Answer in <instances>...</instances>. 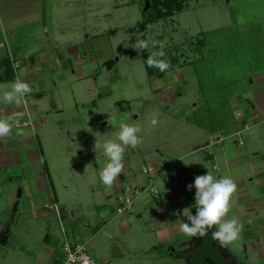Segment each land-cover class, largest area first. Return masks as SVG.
I'll return each mask as SVG.
<instances>
[{
  "label": "rangeland",
  "instance_id": "obj_1",
  "mask_svg": "<svg viewBox=\"0 0 264 264\" xmlns=\"http://www.w3.org/2000/svg\"><path fill=\"white\" fill-rule=\"evenodd\" d=\"M15 1L0 0L7 23ZM159 1L153 7L150 0H29L17 13L26 20L21 28L5 26L4 39L0 31V51L9 46L21 80L30 65L25 53L36 51L49 61L37 78L48 77L43 86L53 83L11 105L28 111L19 136L32 143L21 150L20 160L13 147L9 164L0 168V234L9 229L0 264H50L44 246L59 250L64 232L70 242L87 244L94 264H158L176 245L161 241L159 225L166 224L167 213L178 216L173 210L180 205L195 210V189L187 186L196 176L210 171L222 178L234 171L225 155H248L264 172V124L237 137L225 129L229 114L238 116L234 95L247 94L264 73V0H180V10L173 7L170 14L166 0ZM138 39L165 43L163 59L172 75L155 67L149 74L147 58L159 48L150 43L135 50ZM74 47L77 57L70 53ZM3 68L0 64L2 77ZM35 95L43 97L36 101ZM241 98V107L256 106L253 97ZM154 116L158 124L149 127ZM120 119L141 128L142 143L126 149L118 177L124 180L109 188L99 178L106 157L94 144L116 139ZM39 188L45 197L37 196ZM127 197L134 199L133 211L118 214ZM235 211L229 215L239 216L248 231L229 247L242 258L245 241L259 235L250 221L264 224V207L257 210L259 218L257 212ZM247 256L250 264L261 261L258 251Z\"/></svg>",
  "mask_w": 264,
  "mask_h": 264
},
{
  "label": "clouds",
  "instance_id": "obj_2",
  "mask_svg": "<svg viewBox=\"0 0 264 264\" xmlns=\"http://www.w3.org/2000/svg\"><path fill=\"white\" fill-rule=\"evenodd\" d=\"M153 48H159V51H152L147 58L149 67L158 68L162 73H168L171 67L170 62L163 57L165 43L136 40L132 45L133 49H147L149 44ZM32 91L30 84L16 78L8 86L7 90L2 91L3 102L7 104H20L23 97ZM22 114L14 113L7 116L0 115V139L9 137L15 129L16 135H23ZM149 127H155L158 119L155 116L148 121ZM141 128L133 123L127 122L125 119L119 120V131L116 139H108L103 144L96 140L94 151L102 150L106 157V162L100 170L99 178L101 182L112 187L116 179L123 172L125 167L126 149H135L142 143V139L138 136ZM188 190L195 189V214L192 208H185L182 214L185 217L183 222L179 223V230L191 237H203L207 235L209 229H214L212 239L219 242L222 247L235 242L242 230L235 217L228 218L231 211L232 199L237 191L236 182L229 176L216 178L210 171L206 174L198 175L194 179V183L187 186Z\"/></svg>",
  "mask_w": 264,
  "mask_h": 264
},
{
  "label": "crops",
  "instance_id": "obj_3",
  "mask_svg": "<svg viewBox=\"0 0 264 264\" xmlns=\"http://www.w3.org/2000/svg\"><path fill=\"white\" fill-rule=\"evenodd\" d=\"M23 1H27V2L23 3ZM28 1L29 0H16L13 3L16 7L12 8V12H8L7 17H10V20L8 21V23L2 19L3 18L2 16H0V31H2L1 32L2 37L1 36L0 37L2 39L5 38V31H6L5 26L10 24L11 27L17 28L15 31H18L21 28L20 26L23 25L24 21H26V20L20 19L21 17H18L17 13H20L21 8L25 7V4H29ZM31 1L33 2L34 0H31ZM20 20H22V21H20ZM28 21L30 23L37 22L38 17L35 20H28ZM15 31L12 33L11 37L14 36V38H16V36L18 35V32L15 33ZM37 32L38 31H36V34H37ZM33 35H34V33H33ZM5 41H6V39H5ZM4 47L5 46H2V49H5ZM6 49H7V52L5 50L0 51V64H1V66L4 67L3 68V71H4L3 77L0 75V79H1L0 93H2V91H4V90H7L8 86L11 84L12 81H14V79L19 78L17 71L14 70V63L19 64V61L15 60V56H14L13 52L11 51V49L9 48L8 45H6ZM19 52H20V50H18L17 53L19 54ZM78 52H79V50L75 47L70 49V53L73 56H76V57L79 56ZM5 55L7 57H9L8 59H9L10 65H12L13 74H15V72H16V74L14 75L12 80L6 79V74H5L6 62L4 60L7 57ZM25 55H26V57L24 56L25 60H26V62L28 61L30 65H28L29 67H27V74L25 76L26 78L23 81L28 82L30 84V87L32 89V93L36 94V93L43 91L44 89H48L50 87L52 88L53 83L51 80H49L48 83L45 84L44 86L42 85L43 80L45 78H48L47 76H45L44 78L42 77V79L40 78L41 80H39L40 76L37 78V76L39 74L45 73L43 71L41 73L39 72V70L41 69L43 64L49 63L48 60L43 59L45 54H39V52L35 51L32 53L26 52ZM37 59L39 62L37 61ZM62 59H63L62 55H59V60L62 61ZM246 95L253 97V99H255L256 106H254L253 109L241 107V106L245 105V101L242 100L241 96H246ZM35 96H36V101H37V99H39L38 101H40V99L43 97L42 95H35ZM11 105L12 104H7V103L3 102L2 96H0V115L7 116L9 114L20 113V114H22V117L29 116L28 111L26 109H15V108H12ZM232 105L235 109L234 112L237 111L236 114H238V116H236L233 113H232V115L229 114V119H232L231 125H229V127H225V129L230 130V132H231L229 134L230 136L237 137V136H240L243 132L250 130L252 127L262 126V124H264V73L257 75V77L255 78V84L253 86V89L251 91H249L247 94L246 93L242 94V95L240 93L235 94L233 99H232ZM239 106L242 108L244 113ZM35 108L36 109L39 108V102L37 104V107H35ZM251 111H255L256 114L254 115V113H252ZM241 113H243V114L240 115ZM256 116L261 117V118H259V119L255 118ZM21 124H22V127L26 126V122H24V121H22ZM38 126H40V125L35 124L34 127L36 128ZM15 131L16 130L13 129V134L11 136L0 139V157H2V159L0 160V168L4 167V165L9 164L10 156L12 157L11 150L13 149V147H16V149L18 148L17 151H15V156H19V158L17 160H20V155L23 154V153H21V150L23 151L24 147H28V145L30 143H32L30 140L21 139L20 138L21 135L20 136L16 135ZM222 139L223 138L220 137L218 141L220 142ZM240 144L243 145V142L241 141ZM40 151L42 153V149H40ZM253 153H255L254 156L260 155V153L256 152V151H254ZM225 157H226L227 166H229V169L230 170L235 169L231 173L227 172V176L231 177L237 184V191H236V193L232 199V206H231L232 208H231L230 212H234V214H235L236 213L235 209H237V210H239V214L243 215V214L247 213L248 209L251 208V204L249 201V195H248L249 194V189H248L249 181H250V179H253V181H256V182H258V181L264 182V172L261 171V169L260 170L258 169L260 161H258V162L252 161L248 155H241V156L235 155L233 157L232 156L229 157V155L228 156L225 155ZM44 163H46V162H44ZM45 165H46V168L44 166V170L47 171V173H49L48 172L49 168L47 166V163ZM251 165H254L253 168L251 167ZM183 173H184V170H183ZM47 176H48V179L50 181H52L51 176L49 174H47ZM116 183H117V185H120L121 178H119V179L117 178ZM51 188H52V190H54L53 183L51 185ZM36 193H38L37 194L38 197H41V198L45 197V192H43L41 188L37 189ZM53 193L55 194V190L53 191ZM38 197H37V199H38ZM228 216H229V218L235 217L237 219V221L239 222V224H241L239 216H233V215H228ZM163 233L166 234V233H168V231L164 230L161 233H159L161 240L163 239V236H164ZM44 250L46 252H48L50 257L52 258L57 249L53 250V248L51 246L45 245Z\"/></svg>",
  "mask_w": 264,
  "mask_h": 264
},
{
  "label": "flooded vegetation",
  "instance_id": "obj_4",
  "mask_svg": "<svg viewBox=\"0 0 264 264\" xmlns=\"http://www.w3.org/2000/svg\"><path fill=\"white\" fill-rule=\"evenodd\" d=\"M259 165H263L261 162ZM260 166L258 167V169ZM184 176H186V171H184ZM264 182H255L253 179H250L248 188L254 189L253 192H249V201L251 208L248 209L247 213L257 212L259 208L264 207V200L262 198V190L264 186L260 185ZM257 187V188H256ZM187 208L185 205H180L179 209H174L177 211L178 216L171 217L168 213L165 215V222L163 226L159 225L160 233L164 230H167L168 233H163V239L161 240L164 243H175V246L169 247L168 250V259H163V262L158 261V264H250L247 253L249 251H258L259 258L261 261L259 264H264V224L259 223L258 220H251L249 227L254 228L256 231L254 234H263V236H255L245 241L244 253L245 256L240 258L235 255L229 245L222 247L218 241L212 239V232L214 229H209L207 235L203 237H191L183 234L179 230V223L185 220V217L182 214V210ZM232 208V207H231ZM195 214V210H192ZM259 212L255 213L258 215ZM259 218V215H258ZM262 219L264 215L262 214ZM174 220V221H173ZM248 228V227H247ZM241 235H245L246 239V230H241ZM244 231V233H243ZM157 248V247H156ZM155 249V247H153Z\"/></svg>",
  "mask_w": 264,
  "mask_h": 264
},
{
  "label": "built area",
  "instance_id": "obj_5",
  "mask_svg": "<svg viewBox=\"0 0 264 264\" xmlns=\"http://www.w3.org/2000/svg\"><path fill=\"white\" fill-rule=\"evenodd\" d=\"M14 69H18V63H14ZM165 181L169 182V179L166 178ZM133 201L132 197H127L118 210V214H122L126 210L133 211ZM55 208L58 211L56 206ZM64 234L65 239L61 248L55 251L50 264H94L88 253L87 244L80 241L70 242L65 232Z\"/></svg>",
  "mask_w": 264,
  "mask_h": 264
},
{
  "label": "trees",
  "instance_id": "obj_6",
  "mask_svg": "<svg viewBox=\"0 0 264 264\" xmlns=\"http://www.w3.org/2000/svg\"><path fill=\"white\" fill-rule=\"evenodd\" d=\"M182 1V0H181ZM181 1L180 0H166V8L168 9V12L169 14L172 11L173 7L174 8H177L178 10H180L181 8ZM151 4L153 5V7H157V4L160 2L159 0H150ZM6 62V69H5V74H6V79L7 80H12L13 77H14V74H13V71H12V65H10V62H9V59L8 58H5L4 60ZM149 70V74H151V67H147ZM0 82H1V79H0ZM46 164V163H45ZM44 164L45 168H46V165ZM121 182H123V177L121 176ZM61 218H63V215L61 216Z\"/></svg>",
  "mask_w": 264,
  "mask_h": 264
},
{
  "label": "water",
  "instance_id": "obj_7",
  "mask_svg": "<svg viewBox=\"0 0 264 264\" xmlns=\"http://www.w3.org/2000/svg\"><path fill=\"white\" fill-rule=\"evenodd\" d=\"M149 6H150V3H149V1H147L146 5H145V8H144V12H146L148 10ZM114 63H115V61L114 62H109L107 64L108 69H110ZM253 166L254 165H251L252 168H253ZM177 176H179V174ZM17 197L18 198L21 197V191L19 192ZM18 205H19V202H16L15 205H14V209H13L14 212L17 211ZM8 234H9V229L8 228H6L5 230H3L1 232V234H0V246H6L7 241H8Z\"/></svg>",
  "mask_w": 264,
  "mask_h": 264
}]
</instances>
